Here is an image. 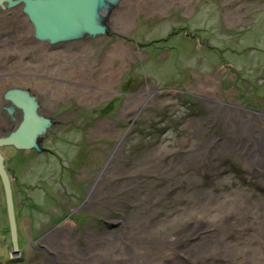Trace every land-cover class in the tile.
Masks as SVG:
<instances>
[{"label":"rangeland","instance_id":"rangeland-1","mask_svg":"<svg viewBox=\"0 0 264 264\" xmlns=\"http://www.w3.org/2000/svg\"><path fill=\"white\" fill-rule=\"evenodd\" d=\"M112 19L109 34L49 44L44 150L0 147L22 249L0 177V264L107 249L105 235L170 244L163 264H264V222L244 215L264 202V145L244 152L264 144V0H122Z\"/></svg>","mask_w":264,"mask_h":264},{"label":"water","instance_id":"water-1","mask_svg":"<svg viewBox=\"0 0 264 264\" xmlns=\"http://www.w3.org/2000/svg\"><path fill=\"white\" fill-rule=\"evenodd\" d=\"M122 0H0L4 9L23 4V12L34 26L38 40L58 44L66 41L94 38L111 32V15L118 9ZM6 97L24 107V120L8 135L0 136V147L14 146L19 150H44L41 147L42 135L52 129L51 117L41 116L33 104L34 96L20 88L7 91ZM28 97L31 102L22 99ZM0 177L4 185L7 213L9 218L11 252L21 253L19 226L14 200V188L5 163V154L0 150ZM51 227L48 231L53 229Z\"/></svg>","mask_w":264,"mask_h":264},{"label":"flooded vegetation","instance_id":"flooded-vegetation-1","mask_svg":"<svg viewBox=\"0 0 264 264\" xmlns=\"http://www.w3.org/2000/svg\"><path fill=\"white\" fill-rule=\"evenodd\" d=\"M25 19L29 18L23 12L22 3L6 9L0 6V24L8 23L9 27L8 32L0 34V40L14 37V40L10 42H13L16 47L14 55L12 51V56L7 54L0 56V136L8 135L16 130L24 120V107L6 97L7 91L13 88H20L27 92L28 96H34L33 104L38 106L36 107L37 112L41 116L51 117L55 121L52 114L47 113V48L48 46L49 48L52 47L47 41H38L35 38L34 29L31 33L25 30ZM26 23L32 25L29 20ZM19 33L27 36L17 39L18 42H14ZM39 42L41 43L40 47L32 48L33 45H37ZM0 47H3V45H0ZM42 62V68L39 70V65ZM20 99L27 104L31 102L28 97ZM46 140L47 130L42 135L41 144H44ZM0 150L2 151V148ZM18 151L21 153L20 150ZM20 232L21 228L19 227V235ZM47 232L46 230L42 235H46ZM174 250L172 249L171 252H174Z\"/></svg>","mask_w":264,"mask_h":264},{"label":"bare ground","instance_id":"bare-ground-1","mask_svg":"<svg viewBox=\"0 0 264 264\" xmlns=\"http://www.w3.org/2000/svg\"><path fill=\"white\" fill-rule=\"evenodd\" d=\"M113 14L110 17L111 24L113 20L112 19ZM38 41H43V40H38ZM47 43L49 42L47 41ZM6 45H3V46H6ZM52 45H55V44H52ZM40 46H41V43L39 42V44L33 45L32 48L40 47ZM2 49H5V48H1L0 50ZM261 125L264 126V124L255 125L257 132L259 134L261 131L259 130ZM259 138L264 140L263 135L261 137H257V140ZM249 142L250 141L245 142V143H249ZM253 143L254 142L250 143V145ZM257 145L259 146V148H262L264 144L263 143L253 144L252 147H249L248 149L246 148L244 152L249 155H255L254 152L261 154V150L258 148ZM261 160L263 161V159ZM251 163L252 162H247L246 165L249 168H251V166H253ZM258 165H260L259 161L256 162L255 166H258ZM249 214H251L253 222H255L256 220V222L259 224L263 223L264 222V202L258 203L257 208H255V211L251 210L249 212L244 213L245 216H248ZM55 226L57 227V224ZM107 236L111 238V242L110 244H108L109 247H107V249H105V246L103 245V246H100V249L97 248L87 253H84V251H82L81 249H77L78 251L76 250L79 253L71 251L70 246H68L69 244H64L63 248H59L58 245L57 246L53 245L52 247L48 246L49 247V258L47 259L46 264H83L82 261H88L90 262V264H163L164 256L166 255L169 256L170 254H172V252L170 251V247H169L170 244L162 248L160 247L159 248H156V247L148 248L147 244L143 242V240H141L142 238L141 235L131 236L132 239H129L130 241L129 249H121L119 248L118 243H114L115 240L124 238L123 235H105V237ZM58 237L60 239L59 243H63V242L70 243L71 242V239L69 238L70 235H58ZM222 242L224 244L223 247L225 248L224 250H226V252L233 251L231 247L234 245H230L228 241H222ZM65 246H67L68 248H66ZM206 249L210 250V253L212 252V250L220 252L221 247L219 246V243H216V244L207 243ZM80 253H82V256H80L81 255ZM84 254H86L89 258L83 257ZM93 258H94V263L91 262V259ZM160 259H162V261H159Z\"/></svg>","mask_w":264,"mask_h":264}]
</instances>
